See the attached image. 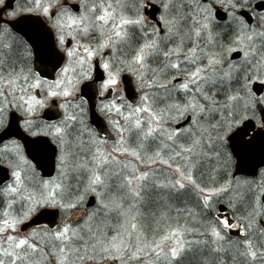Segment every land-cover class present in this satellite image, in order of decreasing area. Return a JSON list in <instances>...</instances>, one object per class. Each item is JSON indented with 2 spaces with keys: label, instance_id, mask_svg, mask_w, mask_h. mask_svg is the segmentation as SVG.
Wrapping results in <instances>:
<instances>
[{
  "label": "snow or ice",
  "instance_id": "1",
  "mask_svg": "<svg viewBox=\"0 0 264 264\" xmlns=\"http://www.w3.org/2000/svg\"><path fill=\"white\" fill-rule=\"evenodd\" d=\"M0 264H264V0H0Z\"/></svg>",
  "mask_w": 264,
  "mask_h": 264
},
{
  "label": "rangeland",
  "instance_id": "2",
  "mask_svg": "<svg viewBox=\"0 0 264 264\" xmlns=\"http://www.w3.org/2000/svg\"><path fill=\"white\" fill-rule=\"evenodd\" d=\"M80 213L79 212H73V219H75L76 216H78Z\"/></svg>",
  "mask_w": 264,
  "mask_h": 264
}]
</instances>
